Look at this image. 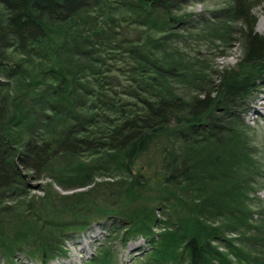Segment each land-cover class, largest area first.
I'll list each match as a JSON object with an SVG mask.
<instances>
[{
	"label": "trees",
	"instance_id": "16d2710c",
	"mask_svg": "<svg viewBox=\"0 0 264 264\" xmlns=\"http://www.w3.org/2000/svg\"><path fill=\"white\" fill-rule=\"evenodd\" d=\"M118 1L124 10L114 12L112 0H0L5 8L0 9V253L12 259L30 239L33 255L44 262L57 259L67 251L62 238L87 228L94 214L88 212L98 202H83L91 190L71 195L47 190L53 214L68 211L72 219L32 214V174L47 176L64 191L109 176L112 183L98 187H125L130 195L121 207L101 214L124 229V245L142 236L146 246L137 247L146 255L142 264H264V215L254 218L248 194L260 163L237 115L240 100L264 88L257 1L235 0L244 42L237 66L225 68L213 87L189 98L169 85L174 66L159 50L131 39L124 41L129 58L122 61L133 73L129 83L119 90L109 81L100 45L118 38L112 22L124 12L137 15V23L150 22V28L181 20L173 10L180 0ZM162 134L170 144L158 145L160 161L152 168L140 159ZM152 184L160 192L158 205L150 198L142 211L130 208ZM59 201L63 207H56ZM186 203L193 215L175 218L177 206ZM159 223L171 230L156 237L151 231ZM90 261L113 264V257L104 249Z\"/></svg>",
	"mask_w": 264,
	"mask_h": 264
},
{
	"label": "rangeland",
	"instance_id": "374dc122",
	"mask_svg": "<svg viewBox=\"0 0 264 264\" xmlns=\"http://www.w3.org/2000/svg\"><path fill=\"white\" fill-rule=\"evenodd\" d=\"M112 1L110 6L112 11L124 10L119 6L121 2ZM256 1L257 5L253 9L257 16L256 30L264 34V0ZM235 5V0H180L175 4L173 10L181 20L177 23H168L162 20L152 23V28L148 26L150 22L148 25L142 24L144 21L142 18L140 19L141 22L137 23L134 21L138 17L137 15L124 12L121 17L111 23L118 38L115 41L101 42L100 45V55L106 60L107 78L119 90L123 88L121 84L127 85L129 83L128 76L133 73L129 71L128 65L123 64L122 61L126 59L125 57L129 58L126 54L128 52L124 51V41L131 39L148 49H158L161 58L166 59L174 66V72L168 73L167 79L170 81L169 85L173 86L172 88L177 93L189 98L197 93L205 92L215 85L219 80L220 73L225 68L236 67L244 54V42L240 31L243 25ZM0 9L5 10L1 3ZM162 16V11H158L157 17L162 18ZM162 59V64H164ZM170 64L169 66H171ZM167 79L164 78V80ZM237 115L244 121L250 147L260 163V171L253 177L252 188L249 187L248 193L251 197L250 202L254 210V218L259 219L264 215V88L262 85L257 91L240 100ZM167 142L170 144L165 134L157 137L151 147V152L145 154L140 159L141 162H149L150 167L157 168L156 164L160 161L157 147ZM84 158H88V156H84ZM112 181L113 179L109 176L99 177L95 180L96 183L91 186L64 191L47 176L37 179L32 174L30 178L31 188L29 189V198L32 200L29 211L32 214L35 215L41 211L44 215L50 214L58 221L72 219V215L68 211L60 212L57 217L53 214L56 213V210L51 211L52 203L48 198H45L48 196L47 190L49 194H57L54 193L56 191L66 195L91 190L89 195L84 196L86 200L83 202H98L96 208L88 212L95 215L92 214L88 217L87 228L76 231L70 230L64 239L62 238L64 248L67 250L63 256L44 262L39 253L32 254L30 248L34 247L35 242L28 239L25 245L22 243V246L19 247L21 249L12 259H8L0 253V264H94L90 260L100 257L101 251L104 249L110 250L113 264H142L146 255H143V250L137 248L140 245L146 246L145 241L140 238L142 236L139 235L136 240L124 245L122 238L125 233L124 229H119V224H113L115 219L111 216L101 214V211L107 207H113V209L121 207L122 200H126L127 194L130 195L129 188L98 187L99 183H112ZM111 192L114 194L111 195ZM142 193V198L132 201L130 208L136 206L138 211H142L141 209L150 206V198L154 199L153 204L155 206L158 205L159 199L156 196L160 192L156 184L144 188ZM62 202L64 201H59L56 207H63ZM14 203L12 202V204ZM19 204L20 202L16 201L15 206L18 209H25L24 204ZM113 204L114 206H112ZM87 211L88 209L84 210L85 213ZM175 211L173 213L175 218L188 219L193 215V210L187 203L178 205ZM158 214L161 220H165L167 217L160 212ZM167 230H171V228H167L164 223H159V225L155 224L152 227L151 232L156 236ZM236 235L228 233L227 236ZM215 244L222 251H227L221 245ZM248 246L247 244L243 245L246 250ZM231 258L236 262L234 256Z\"/></svg>",
	"mask_w": 264,
	"mask_h": 264
}]
</instances>
